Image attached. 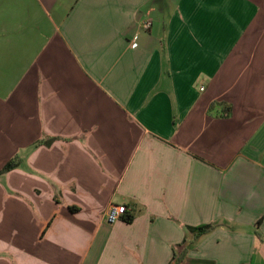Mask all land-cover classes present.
<instances>
[{"label":"crops","instance_id":"crops-1","mask_svg":"<svg viewBox=\"0 0 264 264\" xmlns=\"http://www.w3.org/2000/svg\"><path fill=\"white\" fill-rule=\"evenodd\" d=\"M0 264H264V0H0Z\"/></svg>","mask_w":264,"mask_h":264},{"label":"trees","instance_id":"trees-1","mask_svg":"<svg viewBox=\"0 0 264 264\" xmlns=\"http://www.w3.org/2000/svg\"><path fill=\"white\" fill-rule=\"evenodd\" d=\"M56 140V138H48V139H43L41 141H39L38 145H46V146H50L51 144H53V142ZM18 166V162L16 161V159H14L13 161H10L3 169V173L4 172H8L14 168H16ZM71 210H76L75 208H71ZM126 220L128 222L132 221V218H127L126 216ZM215 229V225L214 224H206V225H200L197 227H187V232H189L190 234L195 235L197 238H200L202 236H205L209 233H211L213 230ZM258 236L260 237L261 234L258 233ZM176 262V261H175Z\"/></svg>","mask_w":264,"mask_h":264},{"label":"built area","instance_id":"built-area-1","mask_svg":"<svg viewBox=\"0 0 264 264\" xmlns=\"http://www.w3.org/2000/svg\"><path fill=\"white\" fill-rule=\"evenodd\" d=\"M149 24H146L145 28H149ZM127 214V207L125 205H111L107 211V220L110 224L122 220Z\"/></svg>","mask_w":264,"mask_h":264}]
</instances>
